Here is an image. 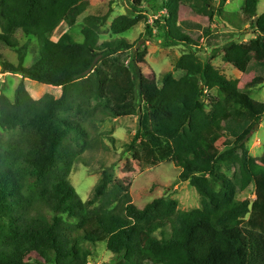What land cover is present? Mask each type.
Returning <instances> with one entry per match:
<instances>
[{
	"label": "trees",
	"instance_id": "trees-1",
	"mask_svg": "<svg viewBox=\"0 0 264 264\" xmlns=\"http://www.w3.org/2000/svg\"><path fill=\"white\" fill-rule=\"evenodd\" d=\"M86 1L0 0V42L18 52L17 64L0 56L3 73L62 90L59 98L34 100L21 83L13 102L0 96V124L11 135L0 141V264H88L86 245L100 242L115 254L108 264H264V165L251 159L247 147L264 118V103L213 65L218 51L206 60L197 53L228 0H165L168 15L148 24L147 35L164 48L188 52L158 82L142 73L147 50H134L124 37L148 21L144 0H134L129 14L112 21L117 38L103 43L100 28L110 12L78 25ZM259 2L245 0L241 11L255 38L248 46L231 41L223 49L224 62L239 72L258 71L246 84L250 90L264 85ZM185 8L193 19L180 18ZM63 22L79 28L83 40L70 33L51 40ZM18 31L40 43L30 67L27 46L14 38ZM179 70L185 74L177 79L173 72ZM212 87L217 95L208 93ZM135 115L139 127L123 144L125 152L139 161L141 172L174 163L182 170L180 181L201 196V207L183 211L179 201L160 197L139 208L120 186L113 209L106 204L87 213L68 177L77 158L93 148L89 127ZM225 135L230 140L223 142ZM223 166L235 169L232 177L220 172ZM113 180L108 169L95 198ZM251 185L255 200H237Z\"/></svg>",
	"mask_w": 264,
	"mask_h": 264
},
{
	"label": "rangeland",
	"instance_id": "rangeland-1",
	"mask_svg": "<svg viewBox=\"0 0 264 264\" xmlns=\"http://www.w3.org/2000/svg\"><path fill=\"white\" fill-rule=\"evenodd\" d=\"M134 0H87L83 4L84 11L78 17L77 24L84 23L88 16H104L110 12V18L104 27L100 28V42L110 41L113 37L110 32L112 21L120 16L129 14L132 11L131 4ZM165 0H144L143 9L147 11V22H142L134 27L124 37L134 43L137 50L139 46L147 50L146 63L141 67L143 75L150 79L159 81L161 76L174 70L175 61L187 49L176 47L172 49L164 48L158 37H149L147 35V25L154 26L162 16H167L164 8ZM245 0H228L221 16L216 18L213 25V35L205 40L203 49L198 51L202 60H206L214 52L218 51L213 65L219 69L223 76L229 80L239 81V87L245 90L256 101L264 103V85L256 89H247L246 84L251 81L258 71L255 68L248 74H243L235 69L232 65L223 60L224 47L231 41H235L243 46H248L250 41L255 38L250 25L243 22L242 8ZM264 14V0L258 4V14L260 17ZM181 19L191 18L193 15L190 10L185 8L180 16ZM1 32V27H0ZM72 34L77 41H82V35L78 29H72L67 23H62L53 32L51 40L57 42L65 34ZM157 36V31L154 30ZM14 38L20 46H27V57L25 66L30 67L35 63L40 54V43L35 37H28L23 32L15 33ZM0 56L13 64L18 63V52L16 49L8 47L0 42ZM175 78L179 79L184 76V71H174ZM23 83L28 93L34 100H40L45 95H53L59 98L62 94L61 88L39 84L30 79H25L21 75L3 73L0 61V96L5 95L12 102L15 99L17 87ZM210 95H217L218 90L214 87L208 89ZM89 133L93 148L87 149L80 155L73 164L71 173L68 177L70 183L76 189L80 198L87 204V213L93 214L99 207L109 204L107 208L113 209L116 205L114 193L122 189L129 193L132 203L139 208H144L148 203L156 198L165 197L179 201L180 209L189 211L201 207V196L189 182L180 181L179 177L182 170L174 163H162L156 167L141 172L139 161L132 154L125 152L123 144L129 143L139 127V116H131L109 120L105 123H96L90 125ZM224 124H222V127ZM11 135L2 128L0 124V141L6 143L10 141ZM110 137L116 141L113 143ZM228 139L225 135L222 139L225 142ZM247 147L251 159L258 165H264V118L258 127L249 135ZM112 169L114 172L113 184L109 186L107 193L99 198H95V191L101 182L104 172ZM235 169H229L223 166L221 173L232 177ZM124 193L121 191V195ZM255 187L250 186L246 191L237 194L236 199L239 201L255 200ZM92 252L88 264H108L115 254L107 250L106 242H100L96 245L87 244ZM33 264H43L34 260Z\"/></svg>",
	"mask_w": 264,
	"mask_h": 264
},
{
	"label": "water",
	"instance_id": "water-1",
	"mask_svg": "<svg viewBox=\"0 0 264 264\" xmlns=\"http://www.w3.org/2000/svg\"><path fill=\"white\" fill-rule=\"evenodd\" d=\"M257 127H258V124H257V125H255L254 129H256ZM254 129H253V130H254ZM252 132H253V131H252Z\"/></svg>",
	"mask_w": 264,
	"mask_h": 264
}]
</instances>
